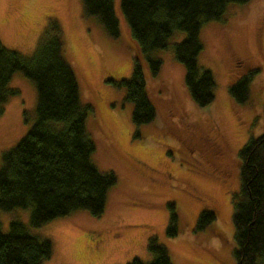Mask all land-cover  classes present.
I'll return each mask as SVG.
<instances>
[{"label": "rangeland", "instance_id": "obj_1", "mask_svg": "<svg viewBox=\"0 0 264 264\" xmlns=\"http://www.w3.org/2000/svg\"><path fill=\"white\" fill-rule=\"evenodd\" d=\"M113 9L116 39L108 37L97 18L85 15L81 0H0V43L22 56L32 55L50 22L59 26L80 102L92 110L85 122L95 145L91 162L116 178L98 217L76 210L33 228L29 209L0 210L1 231L17 221L50 242L51 255L42 264L148 263L150 237L166 249L171 264H235L238 152L264 133V0L227 4L219 20L201 25L197 65L214 80L213 101L204 107L192 102L184 68L174 57L184 33L175 32L164 49L149 54L161 62L155 76L144 67L145 92L156 116L141 126L133 125L132 104L117 86L131 77L135 55L141 56L119 0ZM253 71L246 103L236 104L228 87ZM8 88L17 94L8 98L0 115V154L26 134L35 115L34 84L16 72ZM170 204L177 218L173 237L165 234ZM202 211L212 212L214 221L196 230Z\"/></svg>", "mask_w": 264, "mask_h": 264}, {"label": "trees", "instance_id": "obj_2", "mask_svg": "<svg viewBox=\"0 0 264 264\" xmlns=\"http://www.w3.org/2000/svg\"><path fill=\"white\" fill-rule=\"evenodd\" d=\"M113 1L81 0L85 15L97 18L108 37L116 39L119 28ZM248 1L119 0L130 38L141 56L135 55L131 77L117 84L125 90L124 101L132 104L133 125H146L155 119V107L145 92L144 67L150 76L158 73L161 62L149 54L164 49L175 32L184 33L182 41L174 46V57L184 68V84L192 102L204 107L213 101L212 74L197 65L202 49L200 27L219 20L227 4ZM62 46L61 32L54 21L28 57L0 43V115L8 98L17 94L8 88L14 73H22L36 91L30 128L0 154V210L29 209L33 228L76 210L100 216L107 193L116 183L112 173L100 172L91 162L95 145L85 122L92 110L80 102L77 80L63 57ZM254 73L239 76L228 87L229 97L236 104L246 103ZM238 157L240 189L232 213L235 264H264V133L249 139ZM169 209L165 234L173 237L177 234V218L173 205ZM212 221L214 214L202 211L195 228L202 230ZM51 251L50 242L31 235L20 222L10 221L6 233L0 227V264H42ZM147 252L150 262L133 259L127 264H171L166 249L155 237L148 239Z\"/></svg>", "mask_w": 264, "mask_h": 264}]
</instances>
